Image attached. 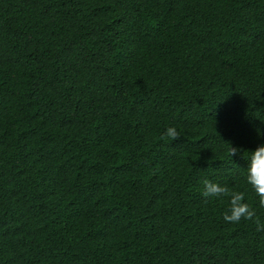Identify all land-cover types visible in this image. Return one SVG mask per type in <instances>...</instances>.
<instances>
[{
  "label": "trees",
  "instance_id": "16d2710c",
  "mask_svg": "<svg viewBox=\"0 0 264 264\" xmlns=\"http://www.w3.org/2000/svg\"><path fill=\"white\" fill-rule=\"evenodd\" d=\"M261 145L264 0H0V264H264Z\"/></svg>",
  "mask_w": 264,
  "mask_h": 264
},
{
  "label": "clouds",
  "instance_id": "9594fccd",
  "mask_svg": "<svg viewBox=\"0 0 264 264\" xmlns=\"http://www.w3.org/2000/svg\"><path fill=\"white\" fill-rule=\"evenodd\" d=\"M163 138H170L175 141L180 139V134L175 127H170L166 130ZM240 152L239 148L231 147L230 154L233 158L238 156ZM245 178L246 183L258 198L259 207L264 208V145L251 152L248 158ZM203 185L202 195L204 197L228 198L229 207L223 217L225 222L238 224L242 220L253 221L257 217L256 211L245 202V194L243 192L233 191L226 185L213 183L209 180H204ZM254 222L259 224V219L256 218Z\"/></svg>",
  "mask_w": 264,
  "mask_h": 264
}]
</instances>
